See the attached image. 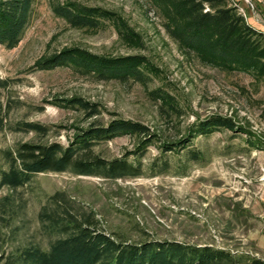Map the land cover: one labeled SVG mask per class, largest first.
<instances>
[{"label": "rangeland", "instance_id": "obj_1", "mask_svg": "<svg viewBox=\"0 0 264 264\" xmlns=\"http://www.w3.org/2000/svg\"><path fill=\"white\" fill-rule=\"evenodd\" d=\"M102 6L121 14L139 33L137 43L125 40L107 19L100 26H74L57 15L50 0H34L31 22L19 44H0V167H8L3 148L23 141L68 144L78 125L114 116L141 120L161 139L139 159L142 173L109 178L72 171H41L17 188H0L13 201L0 208V254L52 237L40 211L51 208L50 195L67 193L69 207L95 212L100 225L130 240H179L210 244L241 255L234 264L264 258V78L244 71H225L183 50L168 33L164 17L150 0H61ZM250 23L264 30V0H231ZM80 46L98 54H143L155 66L147 83L135 79H99L70 65L35 66L38 60L65 47ZM169 90L180 110L161 105L149 91ZM81 95L99 102L102 112L87 117L83 110L55 103L56 98ZM54 100V101H53ZM232 116L240 127L198 134L188 146L164 151L162 140H177L188 126L212 114ZM20 121H38L45 131L20 129ZM247 130V131H243ZM137 138L121 135L100 142L106 157L121 156ZM199 150L200 159L192 158ZM163 170V171H161ZM1 204V203H0ZM1 206V205H0ZM48 208V209H49Z\"/></svg>", "mask_w": 264, "mask_h": 264}, {"label": "trees", "instance_id": "obj_2", "mask_svg": "<svg viewBox=\"0 0 264 264\" xmlns=\"http://www.w3.org/2000/svg\"><path fill=\"white\" fill-rule=\"evenodd\" d=\"M53 11L74 26L96 28L111 20L125 40L140 41L137 31L118 12L102 6L77 1L50 0ZM164 17L168 33L186 52L202 62L225 71H244L256 79L264 78V30L250 23L239 5L231 0H150ZM34 0H0V44L13 48L19 44L31 22ZM70 65L99 79H135L147 83L156 66L143 54H98L80 46L65 47L35 63L40 68ZM151 70V71H149ZM7 79L0 77V85ZM161 105L180 110L177 98L158 86L149 91ZM54 101V100H53ZM55 103L83 110L87 117L102 112L99 102L81 95L56 98ZM20 129L45 131L38 121H20ZM223 127L240 130L232 116L212 114L188 126L187 135L177 140H162L164 151L185 148L198 134H209ZM247 131V130H243ZM137 138L135 147L121 156L106 157L96 145L121 135ZM161 139L157 130L133 118L114 116L107 122L95 118L78 125L68 144L23 141L14 148H3L8 167H0V188H17L41 171H72L77 174L102 175L109 178L137 176L142 173L140 158L149 145ZM192 158L200 159L199 150L191 149ZM163 171V170H161ZM69 196L58 190L50 195L51 208L40 211L43 227L52 237L48 247L29 243L0 254V264H234L241 255L210 244L179 240H130L104 229L93 210L75 211ZM2 210L12 207L10 195L0 202ZM49 208V209H48ZM253 264L264 258L249 256Z\"/></svg>", "mask_w": 264, "mask_h": 264}, {"label": "built area", "instance_id": "obj_3", "mask_svg": "<svg viewBox=\"0 0 264 264\" xmlns=\"http://www.w3.org/2000/svg\"><path fill=\"white\" fill-rule=\"evenodd\" d=\"M261 179L264 180V165L262 166V176H261Z\"/></svg>", "mask_w": 264, "mask_h": 264}, {"label": "crops", "instance_id": "obj_4", "mask_svg": "<svg viewBox=\"0 0 264 264\" xmlns=\"http://www.w3.org/2000/svg\"><path fill=\"white\" fill-rule=\"evenodd\" d=\"M263 212V215H264V211H262Z\"/></svg>", "mask_w": 264, "mask_h": 264}]
</instances>
